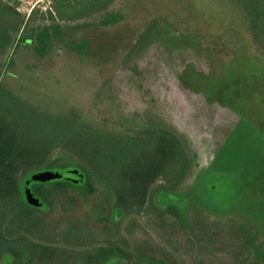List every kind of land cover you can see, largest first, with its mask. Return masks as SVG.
<instances>
[{
    "label": "trees",
    "instance_id": "1",
    "mask_svg": "<svg viewBox=\"0 0 264 264\" xmlns=\"http://www.w3.org/2000/svg\"><path fill=\"white\" fill-rule=\"evenodd\" d=\"M236 1L248 15L252 35L251 45L244 48L248 54L244 60L247 62L250 55L257 56L255 62L262 69L264 0ZM93 3L92 8H97L93 12L103 11L108 4L106 0ZM38 14L39 10L33 9L26 16L17 6L0 0V264H64L67 259L78 258L66 252L69 248L93 250L87 264H205L202 252L215 249L213 235L217 232L213 228L220 225L213 222L216 200L206 206L195 197L185 207L171 199V194L191 195L205 185L199 175L194 178L193 174L198 164L191 145L193 131H189L193 133L190 136L175 123L171 128L155 125L143 130L144 138L138 139L136 134H123L91 123L73 106L52 111L46 105L49 101L43 99L47 94L41 90L53 97L48 91L52 79L41 74V63L49 68L54 57L72 52L76 62L82 65L87 62L101 73L106 66L111 67L112 74L119 70L109 60L100 63L103 47L90 48L89 36L74 32L84 23L61 24L51 11ZM22 62L24 68L20 71ZM13 77L21 79H16V84L10 79ZM178 77L175 78L180 81ZM100 90L99 95L106 96L108 104L116 107V99H112L115 92L104 95ZM192 99H195L192 115L200 106V109L209 107L201 95ZM139 140H148L153 147L138 153ZM51 168H76L83 177L76 183L63 178L31 180V188L40 197L41 205L28 204L21 186L34 172ZM263 176L261 168L254 177ZM231 180L225 179L224 186L230 188ZM99 187L107 189L104 191L109 207L108 214L101 215V219L110 220L113 225L124 220L126 229L138 222L147 227L144 219L155 212L158 226L164 232L150 229L144 239L131 241L125 235L120 238L119 230L105 242L86 243L80 240L82 227L75 221L67 223V228L73 232L70 236L76 235V240L56 239L54 225L46 220L49 213L58 203L74 201L72 194L88 199ZM247 201H250L247 208L238 207L235 212L240 223L230 222L228 219L234 216L229 213L226 223H222L227 225L228 232L217 250L232 256L228 264H264L263 188L255 189ZM69 214L65 210L58 219L71 221Z\"/></svg>",
    "mask_w": 264,
    "mask_h": 264
},
{
    "label": "rangeland",
    "instance_id": "2",
    "mask_svg": "<svg viewBox=\"0 0 264 264\" xmlns=\"http://www.w3.org/2000/svg\"><path fill=\"white\" fill-rule=\"evenodd\" d=\"M98 1L3 0L17 6L26 16L38 9L39 14L51 11L61 24L84 23L74 32L89 36L90 48L103 47L100 63L109 60L119 71L112 74L111 67L106 66L105 72L101 73L87 62L83 65L76 62L71 57L72 52L59 54L49 68L44 62L40 64L41 74L52 79L48 91L53 97L41 89L47 94L43 99L49 101L46 105L52 111L75 107L91 123L123 134L143 136L144 128L139 125L144 122L151 128L162 125L165 122L163 115L172 111V107L167 110L157 99L165 95L174 104L178 100L173 99L171 89L175 73L183 70L187 61L197 59L203 63L202 68L207 69V73H197V70V74L192 75L193 66L189 65L188 70L183 71L184 75L189 83L195 84L191 85L197 89L195 91L209 96V100H215L219 106L210 102L213 111L191 116L195 109L186 104L183 110L187 115L178 114L176 122L185 128L190 126L195 135L191 145L198 164L193 174L194 178L200 176L205 185L191 195L171 194V199L185 207L197 198L206 206L216 200L213 222L220 225L213 228L217 232L213 235L215 249L202 254L205 264H228L233 260L232 256L217 250L228 232L227 225L222 223H226L228 213L234 216L228 219L230 222L240 223L235 216L237 208H247L250 203L247 198L259 186L264 190V176L254 177L257 170L262 168L264 172V65L262 69L261 65L257 66V56L250 55L247 62L244 60V57L248 58L245 50L251 45L252 37L248 15L236 0H106L108 4L103 11L93 12V9L97 10L92 8L93 2ZM22 64L20 71L24 68ZM139 69H144L148 75L138 74ZM10 79L17 84L16 79L21 78ZM152 85L155 88H151ZM99 90L104 95L115 92L112 99H116V107L110 106L108 98L99 95ZM182 116L187 118L183 120ZM151 147L153 144L148 140H139L136 149L140 153ZM228 178H233L230 188L224 186V180ZM72 196L74 201L67 200L64 205L58 203L46 217L54 225L53 236L62 241L73 240L69 235L73 232L68 230L67 223L77 221L84 226L82 232L87 240H109L111 224L97 220V216L91 214L93 208L102 216L108 214L104 191L98 188L88 195V199L81 194ZM65 210L70 211L71 221L58 219ZM165 217L171 220L168 214ZM144 220L149 226L144 227L138 222L126 229L125 221L119 223V237L125 235L133 241L147 237L150 229L164 232L158 226L155 212ZM186 259H190L188 254Z\"/></svg>",
    "mask_w": 264,
    "mask_h": 264
},
{
    "label": "flooded vegetation",
    "instance_id": "3",
    "mask_svg": "<svg viewBox=\"0 0 264 264\" xmlns=\"http://www.w3.org/2000/svg\"><path fill=\"white\" fill-rule=\"evenodd\" d=\"M192 61V62H191ZM189 62H191L190 64H189ZM203 63L200 61V60H197V59H195V60H190V61H187V64H186V66L184 65L183 67V70H182V68L177 72V73H175V71H174V73H175V75H174V84L172 85V87L171 86H168V88L169 87H171V89H172V93H173V99H178V100H176V102L174 103V104H172V102H171V98L170 99H168V97L167 96H165V95H163V96H161V97H159V99H157V101L159 100V102H161L162 104H164L165 106H166V109L168 110V108H170V107H172V111H170V112H166L165 113V115H163L165 118H164V121L165 122H161L162 123V125H160V126H163V127H165V128H171V126L172 125H174V123L176 124V127L177 128H179L180 130H183L185 133H186V130L189 132V131H192V129H191V127L189 126V127H187L186 126V128L184 127V126H182L183 124H180V123H177L176 122V119H177V115L179 114V115H181V114H185V115H187V113L186 112H184V107H185V105L186 104H191V106H193L194 105V101H195V99H192V96L194 97V95H201L202 97H203V99L206 101V103H207V101H208V103L207 104H209V107H207V108H204V106L202 107V109H200V107H198L197 108V111H196V114H199V113H201L202 111H203V113H207V112H210V111H213L211 108H213L212 107V105H211V103L213 104V105H217L216 104V101L215 100H212V101H210L209 100V96L207 97V96H204V93L202 94V92H198V91H195V90H197V89H195L194 90V88L191 86V85H195L194 83H189L188 81H187V78H186V76L184 75V70L185 71H187L188 70V68H186L187 66H189V65H191V67L193 66V69H192V75H194V73H196L197 72V70H198V72L197 73H199L200 71H204L205 73H207V69H203L202 67H204L203 65H202ZM209 67H210V65H209ZM140 71H137V73L138 74H140V75H142V74H144V75H148L147 73H146V71L144 70V69H139ZM196 73V74H197ZM179 75V77H180V81L179 80H177L175 77L176 76H178ZM182 76V77H181ZM143 77V76H142ZM178 77V78H179ZM192 82H193V80H192ZM155 85H157V84H155ZM155 85H152L153 87H151V88H155L154 86ZM159 88H161V89H163V87H159ZM167 88V87H166ZM170 89V90H171ZM147 90H149V88L147 89ZM146 90V91H147ZM150 91H152V89H150ZM186 91V92H185ZM191 98V99H190ZM189 100H190V102H189ZM211 102V103H210ZM214 102V103H213ZM203 103V102H202ZM218 104H219V102H217ZM176 104H177V106H176ZM182 106V107H180V106ZM217 106H219V105H217ZM176 109H177V111H176ZM214 109H216V108H214ZM151 112H153V111H151ZM216 112V111H215ZM217 113V112H216ZM153 114H155V113H153ZM156 115V114H155ZM191 116H193L192 114H190ZM183 117V120L185 119V117L186 116H182ZM187 118V117H186ZM146 121V120H145ZM139 123V122H138ZM156 122H154L153 124H155ZM140 124V123H139ZM141 128L143 127L144 128V130L145 129H147L148 127H151V126H149L148 124H146L145 122H144V124L142 125V124H140L139 125ZM216 127V126H215ZM193 133H188V135H192ZM139 137H143L144 138V135L143 136H137V138L139 139ZM82 179V178H81ZM80 179V180H81ZM99 188H101L103 191L104 190H107L106 188H104V187H99ZM104 193H105V191H104ZM105 196H106V194H105ZM107 197V196H106ZM108 197H111L110 195H108ZM94 209V211L93 210H91V214H92V216H97V220H103V219H101L100 218V212H99V210L98 209H96V208H93ZM43 210H45V209H43ZM96 210V211H95ZM107 222H109L110 224H111V235L116 231V233L120 230V228H119V223H117L116 225H113L111 222H110V220L108 221V220H106ZM124 220H122V221H120V223L121 222H123ZM81 227L83 228L84 226L83 225H81ZM104 227H106V225H104ZM82 228H81V230L80 231H82ZM82 233V232H81ZM120 234V233H119ZM73 239L74 240H76V235H75V237H73ZM86 239V240H85ZM88 238L84 235V233H82V235H81V240H84L86 243H91L92 241H94V242H100V241H98V240H94V239H89V240H87ZM107 241V240H106ZM122 243V242H121ZM66 252L68 253V254H74L75 256H78V258H73V259H71V261H69L68 259L66 260V261H64V264H87L88 262H90L91 261V258H90V256H91V252H93V250H89V249H87V248H80V249H76V248H69V249H67L66 250ZM95 252V251H94ZM98 252V250L96 249V253ZM41 253H43V251H41Z\"/></svg>",
    "mask_w": 264,
    "mask_h": 264
},
{
    "label": "water",
    "instance_id": "4",
    "mask_svg": "<svg viewBox=\"0 0 264 264\" xmlns=\"http://www.w3.org/2000/svg\"><path fill=\"white\" fill-rule=\"evenodd\" d=\"M83 177V173L79 172L76 168L70 169H59V168H51L40 170L34 172L32 176L25 181L24 185L21 186L22 194L25 201L35 207H39L41 205L40 197L33 192L31 188V180H37L41 182H46L49 180L63 178L68 179L74 183L78 182Z\"/></svg>",
    "mask_w": 264,
    "mask_h": 264
}]
</instances>
